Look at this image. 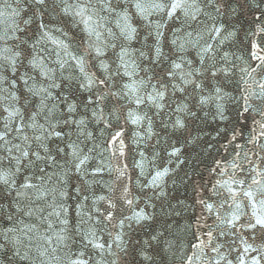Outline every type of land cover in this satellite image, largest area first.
Listing matches in <instances>:
<instances>
[{"label":"snow or ice","instance_id":"snow-or-ice-1","mask_svg":"<svg viewBox=\"0 0 264 264\" xmlns=\"http://www.w3.org/2000/svg\"><path fill=\"white\" fill-rule=\"evenodd\" d=\"M0 264H264V0H0Z\"/></svg>","mask_w":264,"mask_h":264},{"label":"water","instance_id":"water-1","mask_svg":"<svg viewBox=\"0 0 264 264\" xmlns=\"http://www.w3.org/2000/svg\"><path fill=\"white\" fill-rule=\"evenodd\" d=\"M183 195V194H182ZM182 223V222H181Z\"/></svg>","mask_w":264,"mask_h":264}]
</instances>
